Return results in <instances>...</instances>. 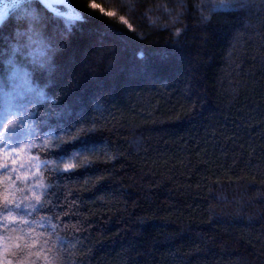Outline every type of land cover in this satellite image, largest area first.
Instances as JSON below:
<instances>
[{
	"label": "trees",
	"instance_id": "1",
	"mask_svg": "<svg viewBox=\"0 0 264 264\" xmlns=\"http://www.w3.org/2000/svg\"><path fill=\"white\" fill-rule=\"evenodd\" d=\"M70 1L85 19L62 59L87 52L103 83L87 110L106 150L26 219L56 225L69 264H264V0L207 22L205 0Z\"/></svg>",
	"mask_w": 264,
	"mask_h": 264
},
{
	"label": "snow or ice",
	"instance_id": "2",
	"mask_svg": "<svg viewBox=\"0 0 264 264\" xmlns=\"http://www.w3.org/2000/svg\"><path fill=\"white\" fill-rule=\"evenodd\" d=\"M249 5L250 0H205L197 7L207 22L222 9ZM9 8L23 9L11 25L4 23ZM84 19L77 11L64 23L59 13L52 14L47 0H13L0 15V264H69L74 255L75 245L56 234V225H51L53 240L37 232L36 221L26 216L46 209L53 189L94 168L106 150L94 139L100 126L87 110L90 95L102 91L103 83L89 76L87 52L62 59L75 31L73 21ZM110 29L104 25L105 31ZM183 31L176 29L177 39ZM112 40L109 51L116 44L126 46L123 33L113 31ZM136 55L144 59L143 51ZM148 74L146 65H133L129 78Z\"/></svg>",
	"mask_w": 264,
	"mask_h": 264
},
{
	"label": "water",
	"instance_id": "3",
	"mask_svg": "<svg viewBox=\"0 0 264 264\" xmlns=\"http://www.w3.org/2000/svg\"><path fill=\"white\" fill-rule=\"evenodd\" d=\"M13 0H0V15L4 14L5 7L11 5ZM50 11L53 14H60V16L68 18L73 13L79 11L70 0H47ZM17 8H9L7 11V18ZM80 12V11H79Z\"/></svg>",
	"mask_w": 264,
	"mask_h": 264
}]
</instances>
